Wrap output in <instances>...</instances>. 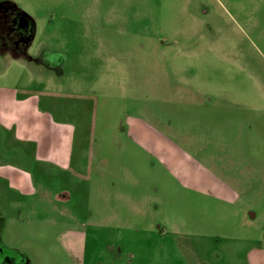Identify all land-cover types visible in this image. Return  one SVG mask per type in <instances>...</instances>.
<instances>
[{"label": "rangeland", "instance_id": "rangeland-1", "mask_svg": "<svg viewBox=\"0 0 264 264\" xmlns=\"http://www.w3.org/2000/svg\"><path fill=\"white\" fill-rule=\"evenodd\" d=\"M106 221L264 264V0H0V264Z\"/></svg>", "mask_w": 264, "mask_h": 264}, {"label": "crops", "instance_id": "crops-1", "mask_svg": "<svg viewBox=\"0 0 264 264\" xmlns=\"http://www.w3.org/2000/svg\"><path fill=\"white\" fill-rule=\"evenodd\" d=\"M110 174L111 172L109 174L106 172L104 178ZM100 177L103 176L100 174ZM186 179L190 181L192 178L186 177ZM107 186H109L108 191L99 192L101 193L99 199L102 204L108 206L112 201V187ZM220 191L225 193L227 189L223 187ZM130 196L129 193L123 194V208L140 209L141 207L132 203ZM113 223L112 221L100 222L93 226L94 228L68 232L65 245L74 264H208L203 260V258L207 259L206 254H200L192 247V250L186 251L183 245L179 244V242L191 241L190 235L180 231L169 233L161 226L156 227L155 224L149 228L133 230L132 228H119L121 231L119 229L115 231L113 228L106 229L114 227ZM181 224L183 222L180 221L175 226ZM167 240L171 244L168 248L165 243Z\"/></svg>", "mask_w": 264, "mask_h": 264}, {"label": "flooded vegetation", "instance_id": "flooded-vegetation-1", "mask_svg": "<svg viewBox=\"0 0 264 264\" xmlns=\"http://www.w3.org/2000/svg\"><path fill=\"white\" fill-rule=\"evenodd\" d=\"M4 264H17V259L8 258L5 260Z\"/></svg>", "mask_w": 264, "mask_h": 264}]
</instances>
